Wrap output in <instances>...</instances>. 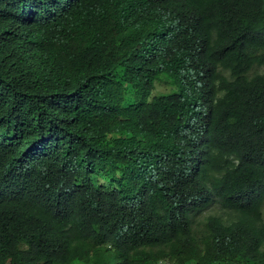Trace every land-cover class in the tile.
<instances>
[{"label": "trees", "instance_id": "trees-1", "mask_svg": "<svg viewBox=\"0 0 264 264\" xmlns=\"http://www.w3.org/2000/svg\"><path fill=\"white\" fill-rule=\"evenodd\" d=\"M221 1L82 0L78 20L63 25L66 41L36 25L60 48L54 72L46 74L44 52L15 55L13 68L0 54V264H264V0L217 10ZM202 13L206 30L178 36L179 24ZM224 13L256 21L263 41L241 53L221 29L212 38ZM93 32L113 49L87 62L72 45ZM189 69L203 72L187 81L180 74ZM157 80L210 106L214 171L154 126L156 112L122 105L123 81L152 98ZM157 99L158 110H172L170 90ZM84 108L86 125L97 121L112 139L93 131L70 145L67 137L58 154L38 144L35 177L12 170L15 131ZM196 120L186 133L204 138L207 124ZM224 144L239 164H227ZM242 155L262 165L250 179Z\"/></svg>", "mask_w": 264, "mask_h": 264}, {"label": "clouds", "instance_id": "clouds-1", "mask_svg": "<svg viewBox=\"0 0 264 264\" xmlns=\"http://www.w3.org/2000/svg\"><path fill=\"white\" fill-rule=\"evenodd\" d=\"M82 0H0V54L5 64L13 68L15 64V55L26 53L31 55L36 52H44L48 56L44 66L46 74L52 73L57 68L56 56L60 55V48L52 45L49 42L50 34L40 32L36 25L51 28H56L59 37L66 41L64 34L68 29L64 24L73 25L79 17V7ZM114 2L117 6L130 5L134 0H107ZM153 1V0H152ZM256 0L248 2L249 5L256 4ZM220 4H235L236 0H227L219 2L216 7L221 9ZM9 8V10H7ZM223 25L212 31L211 37L215 38L218 31H223L229 38L234 49L241 53H246L250 48L263 41L262 33L256 25V21L244 22L236 20L232 15L224 13ZM92 16L96 25L101 28L103 11L98 7L93 11ZM207 17L202 13L194 17L186 19L180 25L178 36L190 39L192 33L196 30H206ZM28 23L34 24L33 29ZM29 25V26H28ZM78 46L88 62L90 59H95L96 54L107 58L109 49H113L104 38V34L93 32L86 39H77L72 46ZM123 69L119 65L117 72L120 73ZM193 69L183 71L181 78L184 80H192L198 78L203 71L196 72ZM206 73V72H205ZM213 80V79H212ZM158 81V80H157ZM155 81V82H157ZM161 82V81H158ZM152 83L153 88L150 90L152 98H146L147 92L145 88L136 89L138 82L123 81L120 96L124 100V94L129 93L135 96L133 101L122 105H131L138 109L141 114L151 115L156 112L154 117V126L162 133L176 142L190 156L195 158L198 166H207L212 171L215 166L209 161L207 151H211V108L210 106L198 100L197 98L188 95L178 83ZM57 87H60L57 84ZM172 92V110L164 105L161 106L157 97L163 91ZM68 113V116H67ZM67 116V117H66ZM85 108L78 111H68L60 117H54L44 123L42 117L33 125L15 131V142L12 145L13 157L11 162L12 170L23 176L35 177L34 156H38V144L52 153L58 154L66 149L62 148L61 144L67 137L71 138L70 145L78 140H86L91 132L102 133L108 139H112V134H107L103 128H97V121H94L90 127L86 125ZM202 117L207 124V129L204 131V138L186 133L187 130L198 126L196 118ZM92 118V117H91ZM1 120V118H0ZM67 123V124H66ZM76 124L80 126L77 127ZM66 127L72 131L68 133ZM69 145V146H70ZM23 147L22 150L15 151L16 148ZM223 157L227 164L234 162L239 164L240 159L234 148L230 144L222 146ZM243 160L248 164L247 172L244 178L250 179L257 175L256 166L261 165L260 162L250 155H242ZM188 165V163H185ZM245 164V165H247ZM262 166V165H261ZM46 193L48 195L58 196L60 189H55L50 186Z\"/></svg>", "mask_w": 264, "mask_h": 264}, {"label": "rangeland", "instance_id": "rangeland-1", "mask_svg": "<svg viewBox=\"0 0 264 264\" xmlns=\"http://www.w3.org/2000/svg\"><path fill=\"white\" fill-rule=\"evenodd\" d=\"M135 99V96L133 94L125 93L124 94V100L122 101V104H127L130 101H133ZM164 264H168L165 262Z\"/></svg>", "mask_w": 264, "mask_h": 264}]
</instances>
